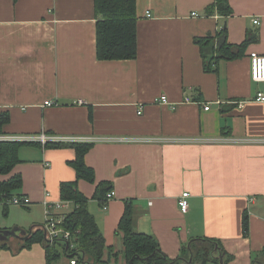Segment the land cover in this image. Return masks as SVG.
<instances>
[{"label":"crops","instance_id":"0c3cea01","mask_svg":"<svg viewBox=\"0 0 264 264\" xmlns=\"http://www.w3.org/2000/svg\"><path fill=\"white\" fill-rule=\"evenodd\" d=\"M135 1L136 57L101 61L94 0H0V114L9 117L2 135L148 140L96 141L84 156L94 182L78 180L77 189L111 250L108 264H125L117 227L126 201L134 231L152 236L170 260L193 264L191 251L208 239L219 242L225 264H264V104L254 101L264 82L252 81L249 60L264 56V0H228L227 17L205 15L214 0ZM222 29L230 45L251 41L206 72L195 39ZM162 95L167 105L155 102ZM17 157L0 181L20 176L16 195L30 203L0 204V264H48L44 242L23 245L36 229L46 236L45 203L62 201L60 185L76 181L75 150L24 143ZM100 184L114 192L106 210Z\"/></svg>","mask_w":264,"mask_h":264},{"label":"trees","instance_id":"16d2710c","mask_svg":"<svg viewBox=\"0 0 264 264\" xmlns=\"http://www.w3.org/2000/svg\"><path fill=\"white\" fill-rule=\"evenodd\" d=\"M96 20V57L101 61L131 60L136 57V1L135 0H94ZM205 15L212 16L214 13L227 17L231 15V7L228 0H214L204 10ZM251 41L247 38L239 45H230L226 40V31L222 29L215 37L195 39L199 46L204 71H213L215 62L220 60H233L242 55L245 48ZM216 44V45H215ZM9 117L6 113L0 114V135ZM24 143L0 142V176H7L13 167L18 163L17 150ZM91 143L58 144L46 143L45 148H60L71 146L75 150V159L71 166L76 173V181L60 185V197L62 201L72 203L73 209L66 215L63 227L73 233L72 242L66 248L64 244L61 252L57 244L61 241L48 245L45 240L44 230L31 231L25 240L23 247H28L34 242H44L47 253L48 264L57 260L61 253L67 256L70 261L75 260L76 264H108L103 260L106 248L103 236L99 232L93 216L87 210L88 199L77 189V181L85 180L94 182L92 169L84 163V156L89 151ZM20 176H12L7 180L0 181V204L7 205L8 201L17 196L16 192L21 187ZM111 187L100 184L97 188L99 204L105 203L106 195ZM133 204L131 201L124 203V211L120 218L117 235H122V254L125 264H181V259L170 260L159 249L155 239L146 234H140L133 229ZM243 233L248 231V214L242 217ZM209 245L197 244L191 251L193 262L207 264L214 259L215 264H225L224 251L219 242L206 239ZM71 244L74 248L71 249ZM215 255V253H217ZM264 253V251H263ZM111 254V250H108ZM115 254L114 256H116ZM261 264V263H252Z\"/></svg>","mask_w":264,"mask_h":264},{"label":"built area","instance_id":"2783aa9c","mask_svg":"<svg viewBox=\"0 0 264 264\" xmlns=\"http://www.w3.org/2000/svg\"><path fill=\"white\" fill-rule=\"evenodd\" d=\"M147 16H149L147 14ZM193 16H196L193 14ZM254 24H259L258 19L253 21ZM250 60V67H251V79L253 82L259 83L264 82V56L259 55L255 52L249 54ZM186 102L188 99L185 100ZM254 101L257 103L264 104V94L258 92L254 98ZM155 102L163 105H167L168 101L167 98L162 95L158 97ZM51 102H45V106H50ZM208 110V107L204 108ZM155 142L158 139H153ZM96 141H116V142H123V143H137L148 141L145 139H135V138H95V137H75V136H63V137H50L41 135L39 137H32V136H24V137H17V136H7V135H0V142H19V143H41L45 146L46 143H58V144H72V143H93ZM184 141V140H181ZM245 142H251L250 140H244ZM199 142H208L207 139H203V141ZM146 143V142H144ZM114 198V192L110 191L106 195L105 203L102 205V209L106 210L108 203ZM188 193H183L179 198L178 204L181 213H186L188 210V203H187ZM30 203V200L26 197L22 196H14L9 201L8 204L15 205V206H27ZM69 207V202L67 201H60L57 203H45V223L44 229L46 233V241L48 244H53L57 241H61L62 243L69 246V243L72 242L73 233L63 227V223L66 218V214H57L54 213L57 211L64 210ZM73 247V244H71ZM75 260H71L70 264H76Z\"/></svg>","mask_w":264,"mask_h":264},{"label":"rangeland","instance_id":"374dc122","mask_svg":"<svg viewBox=\"0 0 264 264\" xmlns=\"http://www.w3.org/2000/svg\"><path fill=\"white\" fill-rule=\"evenodd\" d=\"M123 259H124V257L121 258V259H119L118 262H119V263L122 262ZM60 263H61V264H69V263H70V259H69L68 257H66V256H62V257L60 258ZM198 263H199V262H198ZM198 263H195V261H194L193 264H198ZM186 264H187V263H186ZM208 264H210V263H208Z\"/></svg>","mask_w":264,"mask_h":264},{"label":"water","instance_id":"95a60500","mask_svg":"<svg viewBox=\"0 0 264 264\" xmlns=\"http://www.w3.org/2000/svg\"><path fill=\"white\" fill-rule=\"evenodd\" d=\"M2 233L6 234V235H14L13 232H10V231H6V232H2ZM67 247H68V245H67Z\"/></svg>","mask_w":264,"mask_h":264}]
</instances>
